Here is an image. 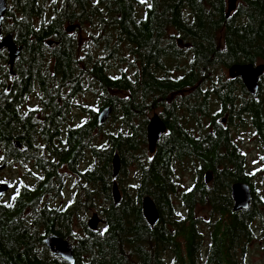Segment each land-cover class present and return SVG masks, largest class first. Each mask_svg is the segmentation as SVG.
<instances>
[{"label": "trees", "instance_id": "trees-1", "mask_svg": "<svg viewBox=\"0 0 264 264\" xmlns=\"http://www.w3.org/2000/svg\"><path fill=\"white\" fill-rule=\"evenodd\" d=\"M6 2L2 34L11 32L21 51L14 62V78L8 73L5 51H0V143L9 144L15 136L30 145L29 153L38 158L39 184L38 189L25 188L23 205L18 198L13 204L0 205V264H69L43 245L42 238L50 233L73 241V264H202L197 205L208 206L213 219L205 264H238L231 245L249 236V220L235 219L237 215L230 210L220 213L228 199L212 195L211 190L226 192L233 180H242V156L230 150L226 127L217 119L225 112H246L257 121L264 112L257 98L245 101L243 86L245 94L237 93L235 83H226L215 94L213 75L219 68L264 61V0H238L228 17L226 0H148L143 19L138 14L143 0ZM85 22L93 23V35L99 36L92 51L80 53L67 27ZM100 31L114 37L111 45L110 40L104 41L102 55L96 45ZM177 39L189 47L180 49ZM112 60L132 69L121 68L110 75ZM219 78L224 80L221 72ZM11 79L19 82L6 95L5 82ZM36 83L43 114L37 129L30 124V116L22 118L17 109ZM87 91L92 98L98 97L95 107L73 103L76 95ZM219 103L222 106L216 108ZM107 105L112 107L110 123L115 119L119 123L116 130L112 126L103 130L104 123L97 121V113ZM152 108L161 109L167 133L144 161L143 115ZM31 109L22 114H33ZM77 109L85 120L71 127V114ZM207 118L203 126L201 121ZM211 126L210 132L207 127ZM95 132L102 136L98 143H94L98 140ZM85 139L96 158L89 166L96 169L86 175L85 197L62 207L43 204L34 211L37 218L21 221L22 210L34 209L37 199L51 193L55 168L70 162L66 145L76 150ZM114 153L119 155L122 175L130 162L137 166L134 181H117L121 173L113 179ZM183 162H190L197 179L179 191L182 176L176 175L175 166ZM220 164L222 171L218 172ZM210 173L212 186L205 181ZM113 180L119 182L122 194L118 203L111 195ZM177 192L185 216L172 203ZM99 195L104 198L99 210L105 216L104 225L91 231L81 221L76 234L74 219L86 205L96 204ZM144 196L153 200L159 213L152 226L142 215Z\"/></svg>", "mask_w": 264, "mask_h": 264}, {"label": "flooded vegetation", "instance_id": "flooded-vegetation-1", "mask_svg": "<svg viewBox=\"0 0 264 264\" xmlns=\"http://www.w3.org/2000/svg\"><path fill=\"white\" fill-rule=\"evenodd\" d=\"M144 2H147V0H143V2H141L138 6V14L141 16V19L144 18L143 13L146 7ZM70 26H74V28L69 29ZM75 27L79 29L80 26H78L77 24L69 25L67 27V32L70 33L71 31L75 30ZM259 64H264V61H262ZM224 70L227 71V75H228V67L225 69H221V68L217 69L213 75V87L212 88L214 90V93L216 94L222 86L227 85L226 83H232V84L236 83L237 84L236 86H238V88H240V86H243L244 91L247 94V95H244V100L248 101L250 100L251 97L257 98L258 104L261 106L259 108L261 109V111L263 110L264 112V71H262L258 77V90H257L256 95L253 96L246 90L240 77L231 78L228 76L224 80H221L219 78V72L224 71ZM15 76L16 74L11 75V77L13 78ZM16 82H19V81H15L14 79H11L5 82L6 95H9V91L12 89L14 84H16ZM65 90L67 91V88ZM236 91L237 93L239 92L238 89ZM40 98H41L40 87H39V84L36 83L33 90H30V92L27 93L25 100L22 101V105L17 106L20 116L22 118L23 116L24 117L30 116L31 118L30 124L36 126V129L39 127L40 122L42 120V115H43V114H40L39 112L41 110ZM37 103H38L37 107H34ZM24 104H27L29 108L32 107L31 110H33V114H22L27 111L26 108L24 109L25 107ZM219 106H222V104L221 103L217 104L216 108H219ZM247 107H248L247 104H245L244 109ZM245 113L241 112L240 114H229L228 112H225L224 114H222L221 118L217 119V122L219 124L226 127L225 130L228 132V136L231 140L230 150L235 149L236 152L237 153L239 152L240 156H242L241 168H242L243 177L240 178L242 180H239V179L235 181L233 180V182H231V184L227 188L226 192H221V191L217 192L216 190H211L212 195L223 196L224 198L228 199L227 207L229 209H227V207H220L219 208L220 213L230 210L231 213H234L237 215L235 219H242V220L244 219L246 221L249 220L248 221V235L249 236L247 238H243L241 243L231 245V255L232 254L234 255V258L238 262V264H240L241 260L244 262L246 261L247 256H248V252H247L248 243L251 240L259 242V244H261L264 250V243H263V238H264L263 236L264 235V114H259V119L256 121L254 118V114H245ZM159 116L162 119L161 115ZM83 121L84 119L78 121L77 124H72V118H71L69 124L71 127L73 126L76 127V126H80L83 123ZM208 121H209V118H208ZM146 124L147 123H145L144 125L145 132H146ZM207 128L210 132L213 130L212 126L207 127ZM239 128L243 129V134H241V136L238 132ZM235 129H237V131ZM13 131L20 132L22 130L14 128ZM166 132H167V125H166ZM20 134L22 135L23 133H20ZM145 140H146V137H145ZM242 141H243V144L247 147L246 152L242 150V146H241ZM146 143H147V140H146ZM67 147H69L68 149H69V154H70V158H69L70 162L68 163L66 162V165L60 164L59 167L55 168L56 170L55 174L52 176L54 180L51 181V184L49 185V188L51 189H48L51 191V193H46L43 197L50 196L53 192L56 193V191L62 188L64 189L66 185V181L64 182L62 180L63 174L60 172V169L62 168L74 174H77L80 180L84 181L85 184H87V187L85 189H84L85 185H82L83 188L78 187L79 185L76 186V182H74L71 179L72 177L71 175V177L67 178V181L70 180V185L72 186L73 189H77L76 191H80L83 189L84 195L88 189L89 181L86 175L90 173V171H93L96 169L94 165H93V169L90 170L89 168V166L92 163V159H96V158L90 152L88 141H86V139L83 140L80 146H77L76 150H74L73 145H70V146L66 145L65 148ZM29 150H30V145L24 144L23 142H21V140H19V138H16L15 136L11 138V141L9 144L0 143V166H2V168L0 169V182H5L10 185V189L0 197V205L13 204L16 198H18L19 202H21V204L23 205L24 204L23 201L25 199V196H24L25 188L26 187L35 188L37 186L38 184L37 179H38L39 172L37 171L36 161L38 160V158L33 153H29ZM88 153H89V156H87ZM26 154L28 155L27 158L25 157ZM152 155L153 154H151V156ZM84 160H85V163L87 162V164L85 165L83 169L80 170L79 167L85 164ZM22 163H31L33 166V169H36V171L29 170L27 172L34 179L36 178V181L31 185L25 184L26 182H24V179L23 180L19 179L20 177H22L20 176L21 174L17 177H15V173H11V175L9 176L3 175L4 174L3 172L14 170V168H17L16 166ZM230 169H232V166L230 167ZM216 171L218 172L222 171L221 164L219 165V168L216 169ZM210 174H211V178L208 180V182L211 183V186H212L213 174L212 173ZM196 179L197 177L196 175H194V180ZM58 180L59 182H57ZM235 183H244L249 186L250 200H249L248 207L246 210H242V209L237 210V211L233 210L234 201L232 200L231 186ZM95 185H98V184H95ZM36 189H38V187H36ZM30 195H32V193H30ZM41 198L37 199L34 209L27 207L25 210H22L20 214L21 221L22 219H24L25 222H29L31 218L33 219L37 218L35 217L34 211L38 209L39 207L43 206V204L44 206H47L49 208L57 207L56 205L42 203ZM77 202H78V199H74L73 201L67 204L73 205ZM182 211H183L182 213H184V216H185L186 211L185 210H182ZM210 212H211V209H210ZM101 216H102L101 225H104L105 216L103 214H101ZM88 218L89 217L84 218L81 221H84L87 225ZM195 220L197 222V218H195ZM80 226H81V222H80ZM75 233L77 234L76 231ZM231 234L232 232L230 231L229 235ZM38 235H39V229H38ZM70 242L73 246L74 245L73 241H70ZM208 246L210 247V242L208 243L206 247V253L209 252Z\"/></svg>", "mask_w": 264, "mask_h": 264}, {"label": "rangeland", "instance_id": "rangeland-1", "mask_svg": "<svg viewBox=\"0 0 264 264\" xmlns=\"http://www.w3.org/2000/svg\"><path fill=\"white\" fill-rule=\"evenodd\" d=\"M147 2H148V0H147ZM238 5H239V3L237 2V6ZM70 33L73 35V38H74L76 45L78 47V51L80 53H82L85 50L86 51H92L91 48H92V46L95 45L94 41L99 36V34L93 35V33H95V27L93 26V23H91V22H85V23L81 24V26L79 27V29L77 31L73 30ZM105 40H110L109 44L111 45L113 40H114V37H112V36L108 37L106 35H102V32L100 31V41H98V43L96 44L97 46L100 47V55H102L101 54V50H102L101 47L104 45ZM93 53H95V54L99 53V50H98V52H93ZM123 53H126L125 48L123 49ZM110 63H111L110 68H109V74L110 75L118 74L120 72L121 68H125L128 71H130V69H132L129 67H125V65H123L122 63H120L118 61L112 60V61H110ZM221 75L224 79L228 77L226 70L221 71ZM236 88L238 89L239 92L242 91L241 88H238V87H236ZM91 94L92 93L90 91H87L84 94L76 95L73 103L74 104L75 103L76 104L77 103L89 104V106L95 107L96 103L98 101V97L96 96V97L92 98ZM245 95H247V94H245ZM37 105H38V103L34 107H37ZM27 107L28 106L26 104L24 109ZM160 111H161L160 108H152L151 110L147 111L143 115V118L146 120V123H147V120L153 116V114L160 115L159 114ZM71 117H72V124H77L78 121L83 120L85 118V115L79 114V110L77 109L71 114ZM110 117H111V115H110ZM110 117H109V119H107L104 122L103 130L107 129L110 126H112L114 128V130H116L117 127H120L117 119L112 120L114 123H110V120H111ZM207 122H209L208 118L206 120L201 121L203 126H205ZM235 130L237 131V129H235ZM238 132L241 136V134H243V129L239 128ZM95 134L98 137V138H96L98 140H97V142H94V143H98V142H100V139L102 136H101L100 132H97V133L95 132ZM242 140H243V138H242ZM241 146H242V150L244 152H246L247 147L243 144V141H242ZM145 151H146V153H145L143 160L147 161L146 160V154H147L148 158L151 157V154L147 151V144L145 145ZM87 156H89V153ZM84 163H85V160H84ZM86 164H87V162L84 165H82L81 167H79V169L80 170L83 169ZM16 167L17 168H14V170H9L7 172L6 171L3 172L4 173L3 175L9 176V175H11V173H15V177H17L21 174L20 176H22V177H20L19 179H21V180L24 179V182H26L25 184H30V185L36 181V178L34 179L31 175H29L27 173L29 170H32V171L35 170L36 171V169H33V166L31 163H22ZM136 167L137 166H135L134 163L131 164V162H130V165H127L126 169H124V175H122V173L119 172V174L120 173L121 174H120V176H118L117 181L120 180L119 182H121V181H123V179L129 180L131 182L134 181L133 177L135 175L134 173H135ZM191 168L193 169V166L190 164V162H183L181 166H179V165L175 166L176 175L182 176L180 181H179L182 183L181 188L178 189L179 191H181V189L183 190V188H184L183 184H188V183L191 184L193 182L194 174H193V171H191ZM60 172L63 174L62 180L64 182L66 181V185H65L64 189L62 188V189L56 191V193L53 192L50 196H45V197L41 198L42 203H48L50 205H56V206L61 207L65 204L73 201L74 199H83L85 197V195L83 194V189L80 191H76L77 189H73L72 186L70 185V180L67 181V178L71 177V175H72L71 179L74 182H76V186L79 185L78 187H82V185H85L84 189L87 187V184H85L84 181H81L77 174H74L70 171H67L64 168L60 169ZM207 176H210V175L207 174L206 177ZM58 182H59V180H58ZM119 182H117L118 185H119ZM206 182H208V180H206ZM127 183H125V184L127 185ZM119 188H120V185H119ZM100 194H102L101 189H100ZM99 197L100 198L96 202V204L92 203L91 206L86 205L84 207L83 211L80 212L78 214V216L74 219V230L77 233L81 231V226H80L81 220L89 217L91 215V213L97 212L99 214V216L101 217V213L99 212V210L101 209V207H103L104 198L101 197L100 195H99ZM172 203L174 204V206H176L177 209H180L181 212H183L182 211V204L180 203V199L178 198V192L176 195H174L172 197ZM181 215L184 216V213H181ZM210 216H211L210 215V208L208 206H205V207H203V206L201 207L198 205L195 206V218H197V223H198V224H196V229H198L197 233L199 232L198 234H200V236H201L200 250L198 252V253L201 252L199 254V260H200L199 262H202V264H205L206 254H207L206 253V247H207L208 243L210 242V233H209L210 231L208 230V228H210L211 224L213 223V219ZM247 252H248V256H247L246 261L244 262L241 260L240 264H264V250H263V247L261 246V244H259V242L251 240L248 243ZM166 256H171V254L166 253Z\"/></svg>", "mask_w": 264, "mask_h": 264}, {"label": "water", "instance_id": "water-1", "mask_svg": "<svg viewBox=\"0 0 264 264\" xmlns=\"http://www.w3.org/2000/svg\"><path fill=\"white\" fill-rule=\"evenodd\" d=\"M238 0H226V14L228 17L235 9ZM7 11L6 0H0V51L6 50L7 54V66L10 75H14L13 66L15 60L18 58L21 46L17 45L13 40V34L11 32L2 35L1 25L4 15ZM74 26H70L69 29H73ZM48 41V45H50ZM177 46L181 49L189 47V43H183L181 39L176 40ZM264 71V64H234L228 68V76L231 78L240 77L246 90L251 95H256L258 90V77L261 72ZM112 113L111 105L102 107L97 113V121L103 124L109 119ZM166 132V125L159 115L153 114L146 124V140L147 150L152 154L155 150L157 141L164 136ZM2 166H0V169ZM121 168V162L119 155L114 153L111 158L112 177L115 178ZM210 176L206 177L209 180ZM10 189V185L5 182H0V197ZM249 186L244 183H235L231 186L232 200L234 201L233 210H246L250 200ZM111 195L114 203H118L121 199V192L117 185V182L113 180L111 187ZM141 210L147 223L152 226L159 220V213L155 206V203L149 196H144L141 199ZM102 218L96 213H92L87 220V227L91 231H95L101 224ZM44 245L53 252L56 256L60 257L69 264L74 263V250L69 240V237L62 238L56 234H49L43 238Z\"/></svg>", "mask_w": 264, "mask_h": 264}, {"label": "crops", "instance_id": "crops-1", "mask_svg": "<svg viewBox=\"0 0 264 264\" xmlns=\"http://www.w3.org/2000/svg\"><path fill=\"white\" fill-rule=\"evenodd\" d=\"M50 234H53V233H50ZM49 235V234H48ZM47 236V235H46ZM44 238V237H43ZM43 238H42V243H43ZM43 245H44V243H43ZM45 246V245H44ZM45 248H47L46 246H45ZM48 249V248H47Z\"/></svg>", "mask_w": 264, "mask_h": 264}]
</instances>
